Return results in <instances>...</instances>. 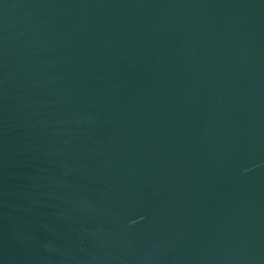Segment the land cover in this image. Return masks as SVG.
I'll return each instance as SVG.
<instances>
[{"label":"water","instance_id":"1","mask_svg":"<svg viewBox=\"0 0 264 264\" xmlns=\"http://www.w3.org/2000/svg\"><path fill=\"white\" fill-rule=\"evenodd\" d=\"M0 264H264V0H0Z\"/></svg>","mask_w":264,"mask_h":264}]
</instances>
